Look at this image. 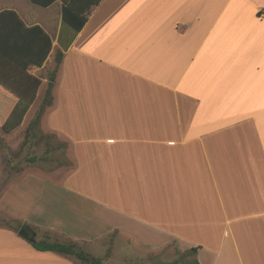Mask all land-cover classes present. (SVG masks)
I'll return each instance as SVG.
<instances>
[{
    "label": "crops",
    "instance_id": "crops-1",
    "mask_svg": "<svg viewBox=\"0 0 264 264\" xmlns=\"http://www.w3.org/2000/svg\"><path fill=\"white\" fill-rule=\"evenodd\" d=\"M9 4L0 11L40 25L53 49L28 69L42 85L27 109L0 87V118L25 110L13 132L32 122L62 51L40 128L71 164L19 174L1 208L37 241L75 242L102 264H155L171 242L190 264H264V0H100L68 47L62 0L44 20ZM35 183L46 196L26 191ZM19 230L0 226V264H88Z\"/></svg>",
    "mask_w": 264,
    "mask_h": 264
},
{
    "label": "trees",
    "instance_id": "trees-1",
    "mask_svg": "<svg viewBox=\"0 0 264 264\" xmlns=\"http://www.w3.org/2000/svg\"><path fill=\"white\" fill-rule=\"evenodd\" d=\"M34 3L44 7L52 5L56 0H32ZM63 8V36L67 32L72 33V38L65 43L68 47L75 35L86 24L93 5H96L100 0H62ZM53 49V40L50 34L45 31L40 25L27 26L17 11L13 9H4L0 11V87L2 90L10 91V93L26 102V108L29 107L35 100L37 92L42 85V79L30 74L28 69L31 66L43 67L47 62ZM63 52L59 51L56 54V65L50 71V81L41 107L39 108L36 117L29 124L28 132L34 133L36 130L42 131L40 128L41 118L47 106L53 101L52 88L54 85L53 79L57 74L58 67L62 61ZM21 72L24 79L14 80L12 75L11 80L6 78L8 71ZM24 112L15 122H4L0 118V127L6 133H12L21 125V119ZM62 147L67 144L62 142ZM22 226V225H21ZM19 230V229H18ZM32 245L40 251H54L63 255H74L83 262L90 264H102V259L87 251L83 250L75 242H51L48 240H40L32 242ZM193 248L192 251H196ZM198 264V261H195Z\"/></svg>",
    "mask_w": 264,
    "mask_h": 264
},
{
    "label": "rangeland",
    "instance_id": "rangeland-1",
    "mask_svg": "<svg viewBox=\"0 0 264 264\" xmlns=\"http://www.w3.org/2000/svg\"><path fill=\"white\" fill-rule=\"evenodd\" d=\"M9 2L21 4L23 6V13L29 12L39 20L47 19L50 16L56 17L60 14V8L57 4L45 8L34 5L30 0H0V8L7 5V3L9 4ZM5 7L6 6H4V8ZM59 29L60 25L55 23L53 31L58 33ZM61 30V32H63V27H61ZM53 64L54 63H51L49 65L48 63L51 68ZM41 72L47 74L46 68L42 69ZM29 124L10 134H4L0 130V196L7 189L9 184L16 181L19 174L35 169L39 171L41 175L47 176L49 172L61 166L63 167V165L71 164L66 154L67 148L61 146V143L64 142L63 139L45 131L36 130L34 133H29ZM46 185H49L48 182ZM46 185L35 183V185H31L30 189L26 191L29 193L30 190L33 192V195L36 196H46L48 191ZM22 224V222L9 216L0 205V226H10L20 229ZM168 246L169 247L164 248L161 252L152 254L148 258L152 259L155 264H190L193 260L194 257L189 256L188 253H182L174 247H171L174 246V243L171 242ZM81 248L93 256H95V253H99V251L89 250L86 247ZM73 258H76V256H73ZM20 261L21 260L12 258L4 264H22V261ZM72 264L77 263L72 260Z\"/></svg>",
    "mask_w": 264,
    "mask_h": 264
},
{
    "label": "water",
    "instance_id": "water-1",
    "mask_svg": "<svg viewBox=\"0 0 264 264\" xmlns=\"http://www.w3.org/2000/svg\"><path fill=\"white\" fill-rule=\"evenodd\" d=\"M19 234L23 238L27 239L30 242H36L37 241L36 233L33 231L31 226L27 223L22 224V226L19 230Z\"/></svg>",
    "mask_w": 264,
    "mask_h": 264
}]
</instances>
